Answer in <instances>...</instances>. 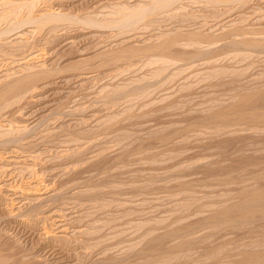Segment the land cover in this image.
I'll list each match as a JSON object with an SVG mask.
<instances>
[{
    "label": "rangeland",
    "instance_id": "obj_1",
    "mask_svg": "<svg viewBox=\"0 0 264 264\" xmlns=\"http://www.w3.org/2000/svg\"><path fill=\"white\" fill-rule=\"evenodd\" d=\"M27 1L0 0V32L27 21L0 36V264H264V0Z\"/></svg>",
    "mask_w": 264,
    "mask_h": 264
},
{
    "label": "bare ground",
    "instance_id": "obj_2",
    "mask_svg": "<svg viewBox=\"0 0 264 264\" xmlns=\"http://www.w3.org/2000/svg\"><path fill=\"white\" fill-rule=\"evenodd\" d=\"M27 1V0H26ZM29 1V0H28ZM27 1V2H28ZM174 1V0H173ZM173 1H169V0H166V2L164 1L163 3H160V5H156L155 7H156V9H160L161 8V10L165 7V8H168V7H170V5H171V3H173ZM208 1V0H207ZM211 1V0H210ZM214 1V0H213ZM212 1V2H213ZM217 2H221V0L220 1H218V0H216ZM216 1H214V2H216ZM225 1H228V2H230V1H233V0H225ZM238 1V0H237ZM240 1V0H239ZM26 2V3H27ZM179 2V1H178ZM243 2V1H242ZM10 2L9 1H7V2H5L4 3V5L6 4V6H7V4H9ZM24 3V2H23ZM22 3V5H21V3H20V5L21 6H24V5H26V4H23ZM12 4V3H11ZM14 4H16V3H14ZM32 5H34L33 4V2L31 3ZM31 4H30V6H31ZM38 4V3H37ZM158 4V3H157ZM18 5V4H17ZM28 5V4H27ZM244 5V4H243ZM9 6V5H8ZM19 7V6H16V7H13V8H10V9H8V10H6V11H4V15H2V17H4L3 18V20L4 21H6V19H8V17H10L11 15L13 16V15H15L16 16V18L18 19L19 17H21L20 18V20L19 21H17L14 25H12V27H10L11 29H9V30H7V31H5V32H3V33H9V32H11L12 30H15V29H17V28H19V27H22L24 24H26V20H24V17L22 16V15H24L23 13L24 12H22V10H21V8H23V7ZM25 7V6H24ZM151 7V6H150ZM172 7V6H171ZM30 8V7H29ZM34 8V7H33ZM122 8H124L123 6H122ZM128 8V7H127ZM139 8V7H138ZM141 8V7H140ZM145 8H147V6L145 7ZM145 8H143V9H141V11L136 15V14H132V16H131V13H130V16L128 15H125V13L123 12V14L124 15H122V13H120L119 15L121 16V18H119L120 20H118V21H114L115 22V24H113V26L114 27H118V26H121L123 23H128L127 25H125V26H128L130 23H132V26L133 25H135L136 23H134L135 22V20L137 21V23L140 21H143V19H144V17H145V13H147L146 11H148V8L147 9H145ZM31 9H32V7H31ZM132 9V8H131ZM150 9H152V8H150ZM155 9V8H154ZM156 9H155V12H156ZM158 9V10H159ZM120 10H122L121 8H120ZM129 10V9H128ZM140 10V9H139ZM138 10V11H139ZM167 10V9H166ZM30 13H31V10H28ZM117 11H119V10H117ZM149 11H151V13L153 12V9L152 10H149ZM21 12V13H20ZM28 12V13H29ZM120 12V11H119ZM130 12H132V11H130ZM133 12H134V9H133ZM118 13V12H117ZM135 13H136V11H135ZM151 13H150V15H151ZM32 14V13H31ZM21 15V16H20ZM30 15V14H29ZM118 15V16H119ZM51 16V15H50ZM115 16V15H114ZM60 16H58V19H57V17H51V18H48V19H46V21H44V25L43 26H45V25H48V24H50V22H58V21H60V20H62L63 21V18L61 19V18H59ZM123 17V18H122ZM6 18V19H5ZM71 18V17H70ZM113 18V17H112ZM31 19V18H30ZM10 20V19H9ZM66 20V19H65ZM107 20V19H106ZM113 20V19H112ZM111 20V21H112ZM29 21V20H28ZM36 21V20H35ZM43 21V20H42ZM3 22V21H2ZM37 22V21H36ZM100 22V21H99ZM105 22V21H104ZM113 22V21H112ZM40 23H43V22H40ZM89 23V22H88ZM93 23V22H92ZM92 23H89V24H92ZM101 23H103V22H101ZM134 23V24H133ZM95 24V23H94ZM105 24V23H104ZM110 24V23H109ZM112 24L111 25H107V24H105V25H103V24H100V23H98V26L100 25V26H103V27H105V26H108V27H111L112 26ZM96 25V24H95ZM42 26V24H40V26L39 27H41V29H43L44 27ZM97 26V25H96ZM112 26V27H113ZM131 26V25H130ZM94 27V26H93ZM106 28V27H105ZM39 29V28H38ZM240 31V30H239ZM242 31H243V29H242ZM241 32V31H240ZM1 33L2 32H0V36H1ZM2 33V34H3ZM249 33V32H248ZM11 34V33H10ZM234 34V33H233ZM236 34H238V33H236ZM240 34V33H239ZM9 35V34H8ZM164 35V34H163ZM198 36V35H197ZM238 36V35H237ZM201 37V36H200ZM203 37V36H202ZM177 39V38H176ZM214 39V38H213ZM3 40V39H2ZM169 40V39H168ZM173 40V39H172ZM202 40V39H201ZM210 40V39H209ZM171 41V40H170ZM194 41V40H193ZM174 42H176L175 40H174ZM203 42V41H202ZM210 42H211V40H210ZM219 42V41H218ZM164 44H166L167 43V41H166V43L165 42H163ZM193 43H195V41L193 42ZM215 43V42H214ZM233 43V42H232ZM32 44V43H31ZM161 45H163L162 43H160ZM173 44V43H172ZM202 44V43H201ZM236 44H237V42H236ZM246 44V43H245ZM160 45V46H161ZM170 45V44H169ZM172 46V45H171ZM155 47V46H154ZM168 47V46H167ZM153 50H154V48H152ZM170 49V48H169ZM210 52V51H209ZM14 54V53H13ZM200 56V55H199ZM198 56V57H199ZM166 59V58H165ZM160 60V59H159ZM168 60H169V58H168ZM158 62V61H157ZM165 62V61H164ZM163 69V68H162ZM167 69V68H166ZM165 69V70H166ZM2 98V97H1ZM13 142V141H12ZM2 256V255H1ZM8 257V256H7ZM7 259V258H6Z\"/></svg>",
    "mask_w": 264,
    "mask_h": 264
}]
</instances>
